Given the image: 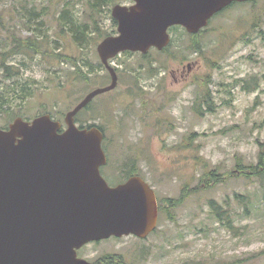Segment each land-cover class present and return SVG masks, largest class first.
I'll return each instance as SVG.
<instances>
[{"label":"rangeland","instance_id":"374dc122","mask_svg":"<svg viewBox=\"0 0 264 264\" xmlns=\"http://www.w3.org/2000/svg\"><path fill=\"white\" fill-rule=\"evenodd\" d=\"M94 1L0 0V88L11 93L14 117L50 113L65 127V113L88 91L110 82L96 45L115 27L104 9L92 11ZM70 14L74 25H87L82 43L60 20ZM189 34L174 28L163 51L112 58L117 86L76 115L78 126L101 127L106 182L114 186L137 172L160 206L157 227L146 238L90 242L80 250L82 258L112 254L122 264H234L264 249V181L260 188L238 172V165L255 163L264 149V0L232 5L212 16L203 31ZM14 35L35 38L47 54L10 53ZM68 57L95 66L89 82L74 80ZM3 62L16 72L7 80ZM187 65L188 79L181 81ZM24 82L33 92L22 100L16 95ZM7 116H0V126ZM236 193L256 194L255 210L245 213ZM213 199L234 211L237 231L212 217ZM245 263L264 264V257Z\"/></svg>","mask_w":264,"mask_h":264},{"label":"water","instance_id":"95a60500","mask_svg":"<svg viewBox=\"0 0 264 264\" xmlns=\"http://www.w3.org/2000/svg\"><path fill=\"white\" fill-rule=\"evenodd\" d=\"M115 5L117 33L96 45L110 82L88 91L64 116L16 117L0 127V264H92L77 250L111 236L146 238L157 226L154 189L139 175L110 186L103 132L80 128L75 116L97 95L113 90L118 74L110 60L124 51L146 54L170 42L168 28L190 34L233 2L249 0H135Z\"/></svg>","mask_w":264,"mask_h":264},{"label":"trees","instance_id":"16d2710c","mask_svg":"<svg viewBox=\"0 0 264 264\" xmlns=\"http://www.w3.org/2000/svg\"><path fill=\"white\" fill-rule=\"evenodd\" d=\"M111 1L112 0H105V2H104L103 0H95L93 3H91L92 4L91 5L92 11L101 12L100 10L102 9V7L105 6L107 4V2L109 3ZM235 4H239V3L234 2V3L230 4L229 6H227L226 8H224L223 10H225L228 7L235 5ZM222 11H220V12H222ZM219 13H217L215 15H218ZM68 17L62 16L61 19L67 20V21H65L68 23L66 26L71 25V26H69L70 32H73L75 39L78 40L80 43H82L83 38H81V35H83L87 31V25H83V26L74 25L73 22L68 21V19H69ZM204 29L205 28L200 29L198 33L203 31ZM197 34H189V35L191 37H193ZM42 44L43 43L38 42L35 38H31V37L21 38V37H16L14 35L13 36V42H12V48H11L10 53L18 54V53L33 52L36 54L37 53L47 54V52L43 49L44 46ZM166 48L167 47L163 48L162 51L165 50ZM192 48L194 50H197L198 46L193 45ZM148 52L146 54H141L142 57H147ZM123 53L131 54L133 52L125 51ZM58 56H60V54H58ZM67 60L69 61V63L73 67L74 80L89 82L90 74L93 71H95V66L91 63H88L87 61L84 62L83 60L81 61V63H79L78 61L74 60L72 57H68ZM3 61H4V59H3ZM99 66H102V65H99ZM1 67L4 69L3 70L4 80L9 79L10 77H12L13 75L16 74V72L13 69H11V66L8 64H5L4 62L1 64ZM115 70H116V68H115ZM116 72H117V70H116ZM32 92L33 91L29 87L28 83L24 82L20 88V93H18L16 95V97L18 96V98L25 100L28 96H30L32 94ZM10 94L11 93H10V91L7 90L6 86L0 88V116H3L4 114L8 115L7 116L9 118L8 121H10L11 117H14V114H12L13 106L11 105V102H10L12 99V96ZM204 99H205L206 106L210 109L211 108V104L209 102L210 100L207 98V96H205ZM88 106L89 105L85 106L83 109L87 108ZM48 114H50V113H48ZM15 115H17V116L12 118L10 122L6 121V124L4 126H0V127L6 129L8 127V125L16 117H22V116H20V114H15ZM40 115H42V114H40ZM50 116L52 117L51 114H50ZM75 121H76V117H75ZM90 126H97L101 130V127L94 124V123L84 124L83 122H80V125H79L80 128L90 127ZM63 128L64 127H62L61 130H63ZM238 167H239L238 172L240 173L241 176H243L246 179H249L251 181L256 180L259 182V185H260L259 187L260 188L263 187V184H262V182L264 181V149L263 148H261L259 150V152L257 154V161L255 163H250L248 165L242 164V165H238ZM132 175H139V174H137V172H128L127 176L124 179H127L128 177H130ZM181 196L183 198V194H181ZM255 196H256V194H254L253 196H251V195L249 196L248 194L236 193L235 194V200L237 201V203H239L243 206V210L245 213H251V211L255 210V208L257 207L255 199H253ZM209 205L211 208L212 217L218 223L223 224L224 226L228 227L230 230L234 229L235 231H237L239 229V227H237L233 224V221L235 218V217H233L234 211H232L230 207L229 208L223 207V206L219 205L214 199L210 200ZM158 208H160L159 205H158ZM235 215L237 216L238 212H236ZM263 257H264V249H260V251L257 254L253 255L252 257H250V258H248L242 262L236 261V263H234V264H244L247 261H253L257 258L261 259ZM99 261H103V262H105V264H122L123 263L120 256H116V255H112V254H107V255H104V256L98 258L96 260V263H98ZM183 264H206V263L203 261L190 260V261L184 262ZM216 264H219V263H216Z\"/></svg>","mask_w":264,"mask_h":264},{"label":"flooded vegetation","instance_id":"af4514ba","mask_svg":"<svg viewBox=\"0 0 264 264\" xmlns=\"http://www.w3.org/2000/svg\"><path fill=\"white\" fill-rule=\"evenodd\" d=\"M104 2H105V0H103ZM111 4L113 3V5L112 6H109L110 4L107 2V4L105 5V6H103L102 7V9H104V13H107V15H106V17H109L110 18V21H111V24H113V26L115 27V32L113 33V34H116L117 33V26H118V21H117V19L116 18H114L113 16H112V9H113V7L115 6V5H120V6H124V7H127V8H130L131 6H133L134 4H136V1L135 0H112L111 2H110ZM106 7V8H105ZM101 9V10H102ZM61 18H62V16H60V20H61ZM69 19H68V21H71V22H73V18H72V16H71V14H70V16L68 17ZM64 20V22L65 21H67L66 19H63ZM174 28H182V29H184L185 30V28L182 26V25H178V24H176V25H172V26H170L169 28H168V34H169V36L171 37V35H170V31L172 30V29H174ZM198 33V32H197ZM196 33V34H197ZM109 35H112V34H109ZM108 36V35H107ZM189 73H190V65H187V72H184L183 70L180 72V79H181V81H183V80H187L188 79V75H189ZM141 177V176H140ZM126 179H124L122 182H124ZM121 183V182H120ZM150 185V184H149ZM157 198V197H156ZM157 202H158V200H157ZM159 205V204H158ZM82 249V247L81 248H79L78 250H77V256L78 257H81V253H80V250ZM82 258V257H81ZM85 259V258H84ZM87 261H89V262H91L92 264H105V262H103V261H99L98 263H96V260L95 261H90V260H88V259H86Z\"/></svg>","mask_w":264,"mask_h":264}]
</instances>
